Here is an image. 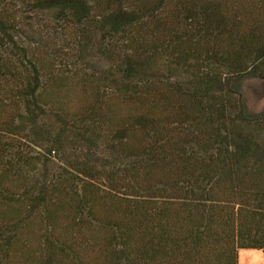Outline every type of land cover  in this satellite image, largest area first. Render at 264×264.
Here are the masks:
<instances>
[{
    "label": "trees",
    "instance_id": "trees-1",
    "mask_svg": "<svg viewBox=\"0 0 264 264\" xmlns=\"http://www.w3.org/2000/svg\"><path fill=\"white\" fill-rule=\"evenodd\" d=\"M251 85L264 0H0V264L264 251Z\"/></svg>",
    "mask_w": 264,
    "mask_h": 264
},
{
    "label": "rangeland",
    "instance_id": "rangeland-1",
    "mask_svg": "<svg viewBox=\"0 0 264 264\" xmlns=\"http://www.w3.org/2000/svg\"><path fill=\"white\" fill-rule=\"evenodd\" d=\"M251 88H249V92L247 95V100L249 102V110L256 111L257 109H260L264 107V99H261L260 97V90L257 89L255 86L251 85ZM68 96L66 92L62 93L61 96ZM73 97H75L74 94H70ZM108 108L110 109L111 114L114 117V122H119L122 115L127 114L128 112H131L129 107H125L121 100L116 98H111L108 102ZM262 111H264V108H262ZM255 137L258 143L261 145H264V131L257 134L255 133ZM75 152V153H74ZM77 149L69 152L70 156L72 157H78ZM58 157L60 154L57 155ZM34 243V242H33ZM33 246V245H32ZM238 264H264V251H257V250H239L238 252Z\"/></svg>",
    "mask_w": 264,
    "mask_h": 264
}]
</instances>
